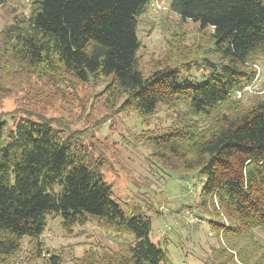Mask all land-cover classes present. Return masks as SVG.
I'll use <instances>...</instances> for the list:
<instances>
[{
    "label": "trees",
    "instance_id": "obj_1",
    "mask_svg": "<svg viewBox=\"0 0 264 264\" xmlns=\"http://www.w3.org/2000/svg\"><path fill=\"white\" fill-rule=\"evenodd\" d=\"M151 1L34 0L29 18L1 32L0 88L1 76L23 71L53 83L108 80L112 106L142 121L161 106L187 109L147 142L161 159L178 158L172 173L207 179L199 208L219 236L212 256L264 264V244L254 237L264 231V93L247 108L240 100L255 81L253 64L264 58V0H172L171 11L183 21L212 30L214 59H203L200 84L184 80L194 69L185 56L149 76L141 70L138 21ZM113 196L88 150L51 121L26 117L9 127L0 118V264L18 254L25 237L40 257L49 216L67 229L92 216L136 239L118 254L101 260L89 254L74 264H171L167 250L150 239L152 220L124 211ZM48 264L61 261L54 256Z\"/></svg>",
    "mask_w": 264,
    "mask_h": 264
},
{
    "label": "rangeland",
    "instance_id": "obj_2",
    "mask_svg": "<svg viewBox=\"0 0 264 264\" xmlns=\"http://www.w3.org/2000/svg\"><path fill=\"white\" fill-rule=\"evenodd\" d=\"M171 2L152 0L139 18L141 70L149 76L167 62L172 64L173 57L185 56L194 60V69L184 80L200 84L203 59H214L209 50L212 30L183 21L171 11ZM34 3L5 0L0 6V35L19 19L29 18ZM253 65L261 82L240 99L244 108L264 93V58H258ZM1 79L4 87L0 88V118L9 127L26 117L34 121L46 119L65 138L86 148L123 210L142 213L152 220L150 239L167 250L171 264H242L237 260L220 263L212 256V251L221 246L219 236L210 228L211 216L199 208L207 179L195 172L185 176L183 172L172 173L170 170L180 166L178 158L161 159L147 142L149 135L167 131L186 117L187 109L161 106L142 121L135 113L120 109V104L112 106L105 93L108 80L53 83L27 78L25 71L3 75ZM254 237L264 244V231H255ZM135 240L92 216L87 223L69 229L60 217L49 216L47 228L38 240L41 256L36 244L25 237L18 254L7 264H48L54 256L61 264H74L89 254L101 260L127 250Z\"/></svg>",
    "mask_w": 264,
    "mask_h": 264
},
{
    "label": "built area",
    "instance_id": "obj_3",
    "mask_svg": "<svg viewBox=\"0 0 264 264\" xmlns=\"http://www.w3.org/2000/svg\"><path fill=\"white\" fill-rule=\"evenodd\" d=\"M260 76H261L260 73L257 72L255 81L252 84L246 85L242 93H247V92L252 93L255 90V87L261 82Z\"/></svg>",
    "mask_w": 264,
    "mask_h": 264
}]
</instances>
